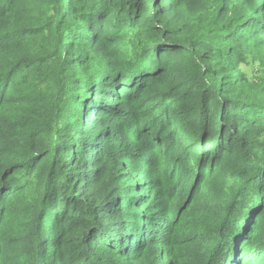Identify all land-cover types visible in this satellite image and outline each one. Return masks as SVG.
I'll use <instances>...</instances> for the list:
<instances>
[{"label":"trees","instance_id":"1","mask_svg":"<svg viewBox=\"0 0 264 264\" xmlns=\"http://www.w3.org/2000/svg\"><path fill=\"white\" fill-rule=\"evenodd\" d=\"M65 1L0 0V264H264V0Z\"/></svg>","mask_w":264,"mask_h":264},{"label":"rangeland","instance_id":"2","mask_svg":"<svg viewBox=\"0 0 264 264\" xmlns=\"http://www.w3.org/2000/svg\"><path fill=\"white\" fill-rule=\"evenodd\" d=\"M67 1V0H66ZM66 1H65V3H66ZM64 3V4H65ZM104 50L105 49H98V51H97V54H96V56L99 58V60H100V63H104V65H106V63L107 62H109L110 64H112V65H114L115 64V58H113V57H110V59L108 60V61H105L104 59H103V55H104ZM107 58H109V57H107ZM250 77L252 76V78H254L255 76H257V74L254 72V71H252V74H250L249 75ZM256 86L257 87H262L263 89H262V91H261V94H260V96L261 97H264V84H263V81H259V82H256ZM263 92V93H262ZM244 118H249V117H244ZM250 119V118H249ZM260 140H262V141H264V134H262L261 136H260ZM222 167H218L217 168V170H216V172L213 174V177L212 178H215L217 175H218V173H219V170L221 169ZM188 172L186 173V174H188V173H191V169H188L187 170ZM186 174H183L182 176H181V183L184 185V181H187V180H192V179H195L194 177H198V176H194V174H192L191 173V175H186ZM228 175V171H227V174H226V176ZM226 176H225V178H226ZM183 179V180H182ZM196 180V179H195ZM198 181V180H197ZM219 183V182H218ZM195 184H196V182H195ZM195 184H193V185H195ZM222 186H225V184H223ZM203 193H202V196H199V198L197 199V200H194L190 205H189V207H188V209L186 210V211H184V213L185 214H187L188 216H190V217H192V218H197L196 216H198V215H203V214H207L208 212H206V210L207 209H209L208 208V200H207V198H209L210 197V191H209V189H208V187H206L203 191H202ZM214 197V195L212 194V196H211V198H213ZM249 201L251 202V197L250 196H248V197H246V199L244 200V203H245V205H246V207H247V205H248V203H249ZM186 204L187 203H185V205L183 206V208L186 206ZM251 206H252V202H251ZM250 206V207H251ZM245 228H246V226L244 227V228H241L240 229V234H239V237H241V235H243V233H244V231H245ZM236 244H237V242H236ZM238 245V244H237ZM234 257H232L231 256V258L229 259V260H227L226 261V263H224V264H234Z\"/></svg>","mask_w":264,"mask_h":264}]
</instances>
